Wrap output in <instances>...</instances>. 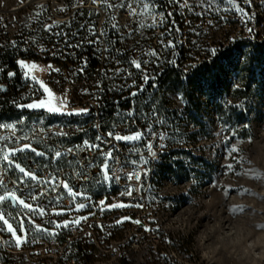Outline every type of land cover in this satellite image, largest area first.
I'll return each instance as SVG.
<instances>
[{"label":"rangeland","instance_id":"374dc122","mask_svg":"<svg viewBox=\"0 0 264 264\" xmlns=\"http://www.w3.org/2000/svg\"><path fill=\"white\" fill-rule=\"evenodd\" d=\"M171 1L174 2L175 10L183 15L186 26L197 29V34L203 31L214 36L207 42H222L227 46L236 39L241 29L247 32L252 29L250 33L255 39H264V0H251L250 4L246 0H233L243 12L237 11L229 0ZM143 2L152 7L151 14L143 12L142 4L137 0H108V4L113 7L94 3L93 0H0V30L3 40L10 38L9 43L14 47L29 48L31 44L37 43L38 24L41 23L50 34H59L56 29L59 23L68 20L74 11L86 8L98 21L96 29L93 26H88V29L97 35V50L101 58H106L110 49L106 36L111 27L120 33L126 30L131 34L133 28L130 23L137 22L139 35L146 39L149 35L147 30L151 28L148 25L153 23L155 17L156 34L161 36L165 33L166 29L159 31L163 16L157 12L156 5L148 0ZM121 4L123 7L119 6ZM132 8L136 9L135 15L132 14ZM196 16L198 19L195 20ZM108 20L112 22L106 26L104 22ZM49 25L51 28L47 27ZM225 33L228 35L225 36ZM183 41L188 44L187 38ZM166 42L173 45L172 40L156 38L153 41L134 40L129 46L134 47L137 43L135 51L139 53L134 60L142 64V52L164 48ZM196 46L199 47L198 52L205 53L207 47L200 43ZM38 47L40 52L49 49L43 43ZM212 47L216 48V45ZM45 57L42 55V60L19 59L29 66L36 65L35 68L20 65L25 76L30 79L35 77L33 80L40 87L42 96L33 103L45 100L59 106L62 98L66 97V107L56 113L79 110L81 106L74 105L75 91V95L83 99L84 108L99 105L98 94L85 87L88 79L86 74L73 77L63 64L44 60ZM235 57L236 60L244 61L238 51ZM201 59L195 56L196 61L191 64L197 65ZM135 69L143 72L142 84L139 90H133L132 93L140 92L149 80L156 78L147 67ZM105 72V68H100L93 81L101 82ZM217 73H222L218 86L226 95L235 89L244 91L240 99H230L237 109L232 119L237 127L232 128L230 124L222 122L211 102L202 98V104L194 106L181 92L171 95L172 103L167 107H170V115H140L141 123L147 125L144 130L148 141L144 144L151 154L158 156V164L167 159H180L185 162L186 168H194L199 173L192 174L187 181L170 172L158 176V186L148 196L154 208L152 225L157 236L146 234L145 239L129 247L121 245L117 251L108 250L103 240L97 239V253L86 254L84 257L87 261L83 256H77V264H259L264 258V63L256 68L255 79L248 74L240 80L237 70L232 68ZM145 75L149 77L147 82L144 81ZM45 86L50 92L45 91ZM154 87L156 89L157 84ZM201 91L199 88L194 90L197 98L202 97ZM37 109L48 111L46 108ZM241 111L244 121L236 116ZM126 115L127 112L122 111L119 123L126 121ZM243 124L250 130L242 129ZM137 132L142 133L141 139L120 142L143 143L145 134L141 131L119 135L130 136ZM174 150H186L188 155L201 161L192 164L185 155L173 156L171 152ZM20 167L29 172L25 165L21 164ZM1 207H4L3 202H0ZM0 213L13 225L17 235H21L18 230L22 234L27 232L24 222L22 230L1 210ZM82 217L75 220L80 219L81 222ZM126 217L131 219H124ZM120 220L126 223L137 219L128 215ZM2 224L0 221V264H55L57 255L51 256V259L48 255L42 257L36 253L32 243L26 249L22 247L23 242L16 248L3 227L7 228V225ZM117 233L120 240L122 236Z\"/></svg>","mask_w":264,"mask_h":264},{"label":"built area","instance_id":"2783aa9c","mask_svg":"<svg viewBox=\"0 0 264 264\" xmlns=\"http://www.w3.org/2000/svg\"><path fill=\"white\" fill-rule=\"evenodd\" d=\"M20 71L21 84L17 96L10 100L16 113L0 119V148L7 151L22 148L24 144L31 145V148L10 155L12 166H9V161L4 160L0 152V180L3 181L0 184V196L14 192L16 197L31 204L33 209L44 211V215H39L37 211L19 206L18 201L17 206H14L10 198L3 202L4 207L0 210L18 228H21V220L26 225V233L22 234L18 230L24 237L22 247L32 243L36 253L42 257L48 255L51 259V256L57 255L55 264H77V258L71 252L76 251L78 245L84 250L97 253V239H101L108 250L117 251L121 245L129 247L145 239L146 234L157 236L152 225L154 208L148 196L158 186L155 172L159 158L151 154L144 144L148 139L142 126L135 120L104 126L97 105L88 107V112L79 115L19 107L32 104L42 96L38 83L27 78L21 67ZM73 93L76 101L74 105L86 109L84 102L75 95L76 92ZM136 128L145 134L143 143L129 144L115 139L116 135ZM109 133L113 135L109 136ZM31 149L44 152L45 155H36ZM57 151L62 154L60 157L55 156ZM109 152L111 157L106 156ZM105 163L109 169L107 175L111 177L108 180L105 179ZM16 164L25 165L36 179L26 177L15 167ZM64 182L82 195L73 199L69 189L63 186ZM127 192L132 195H127ZM80 204L85 207L80 208ZM118 204L128 206L110 207ZM138 204L143 207H136ZM85 215L87 219L78 225L62 226L66 221ZM128 215L142 223H117L120 218ZM35 225H40L48 232L36 230ZM52 232L55 235L49 234ZM117 232L122 236L121 241ZM7 233L18 248L15 237ZM259 264H264V258Z\"/></svg>","mask_w":264,"mask_h":264},{"label":"trees","instance_id":"16d2710c","mask_svg":"<svg viewBox=\"0 0 264 264\" xmlns=\"http://www.w3.org/2000/svg\"><path fill=\"white\" fill-rule=\"evenodd\" d=\"M148 1L154 3L157 12L162 14L163 20L159 31L166 29L165 33L161 36L157 35L156 26L151 27L147 30L149 35L145 39L138 33L137 22L130 23L133 28L131 34L126 30L120 33L118 29L111 27L106 36L110 47L106 58H101L100 52L97 50L95 41L97 35L89 32L88 29V26H93L96 29L98 21H95V16L91 15L86 8L74 11L68 20L59 23L56 27L59 34H50L43 29L41 23L38 24L36 28L37 43L31 44L29 48L14 47L9 43L10 38L3 40L0 30V119L16 113L10 100L17 96L21 84L19 59L42 60V55H46L44 60L63 64L71 76L76 78L83 77V74L88 76L85 87L98 94L99 105L97 107L101 112L104 126L119 123V117L122 111H125L127 112V115L124 116L126 120H135L144 129L147 125L141 123L140 115L141 117H154V115L162 117L166 113L170 115V107L168 109L167 107L172 103L171 95L181 92L194 106L201 105L202 98L211 102L215 113L222 119V122L236 128V122H232V119L234 120V111L237 109L233 103H230V99H240L244 91L235 89L226 95V92L218 86L222 73L219 74L217 71L224 72L228 68H232L237 70L240 80L248 74L255 79L256 68L264 63V39L257 37L255 39L252 33L241 29L236 39L229 42L227 46L222 42H207L214 36L202 33L203 31L197 34V29L192 30L186 26L183 15L174 8V2L171 0ZM194 18L198 19L197 16ZM110 22L112 21L108 20L104 24L107 26ZM227 35L228 33H225V36ZM156 38L157 40H172L173 45L166 42L165 49L159 47L153 52H142V68L146 69L147 67V70L156 78L149 80L142 90L133 96L131 95L133 90L141 88L143 72L136 70L132 64L135 56L139 53L135 51L137 43L134 47L129 44L134 40L153 41ZM184 38H187L188 44L184 43ZM41 43L49 49L45 52L38 51V45ZM197 43L207 47L204 54L198 52ZM213 45H216V48H213ZM187 46L189 47L187 48ZM237 51L244 61L236 60ZM195 56L202 57L201 63L192 65L191 63L196 61ZM120 67H122L121 70ZM100 68H105V76H102L101 82L93 81L95 74H99ZM260 70H262L261 67ZM9 73H15V75L10 76ZM155 84H157L156 89ZM198 88L202 90V97L199 98L194 92ZM80 101L83 102V99ZM119 111L121 112L118 114ZM236 116L240 121H244L242 111ZM153 127L157 128V126ZM242 129L249 131L250 127L243 124ZM133 131L143 132L138 128ZM171 154L177 157L185 155V157H189L192 164L201 161L200 158L188 155L186 150H174ZM185 165L183 160L167 159L157 165L155 177L158 178L162 173L170 172L180 177L179 179L187 181L191 179L192 174L199 173L194 168H186ZM80 246L78 245V249L72 255L74 257L83 256L82 258L86 259L84 256L92 252L84 250Z\"/></svg>","mask_w":264,"mask_h":264},{"label":"snow or ice","instance_id":"6c2138e0","mask_svg":"<svg viewBox=\"0 0 264 264\" xmlns=\"http://www.w3.org/2000/svg\"><path fill=\"white\" fill-rule=\"evenodd\" d=\"M94 3L96 2H99V3H103L105 5H107L108 7H113L114 5H111V4H108V0H93ZM138 3H141L142 4V11L143 12H147L148 14H151V11L153 10L152 7H150V5L148 3H144L143 0H137ZM247 3H251V0H246ZM229 3L233 4V7H236V10L237 11H240V12H243L244 10L237 7L234 3H233V0H229ZM120 7H123V4L119 5ZM132 11V14L135 15L136 14V9L135 8H132L131 9ZM246 14V13H245ZM169 15H171L169 13ZM156 26V18L153 17V23L151 25H148V27H155ZM48 28H51V26H47ZM249 31L251 32L252 29H249ZM94 42V41H93ZM18 63L22 66H24L25 68H28V67H31V68H35L36 65L35 64H32V65H28L26 64L25 61L21 60V61H18ZM132 64L135 66V68L137 69H141L142 68V64L141 62L137 61V60H133L132 61ZM51 67V66H49ZM58 71V70H57ZM81 71H83V69H81ZM10 76L12 75H15V73H9ZM32 79H35V77H32ZM149 79V77L147 75L144 76V81L147 82ZM43 83V82H41ZM45 91H49V89H47V87L45 86ZM138 92H134L132 93L131 95L135 96L137 95ZM19 107H27V108H46L49 112L51 113H56V112H61L63 108L66 107V97L65 98H62L61 100V103L59 104V106H54V105H51L50 102H46L45 100H40L38 103H32V104H28V105H18ZM89 110L88 109H79V110H72L70 112H68L67 114L69 115H73V114H76V115H79V114H83V113H86L88 112ZM113 134L112 133H109V136H112ZM142 137V133H139L137 132L136 134L134 135H130V136H121V135H116L115 136V139L120 141V140H124V141H136V140H139L141 139ZM87 143V142H85ZM89 147H99L98 145H89ZM31 148V145L29 144H24L22 148H14V149H8L7 151H5L4 149L0 148V152L3 153V159L6 160V161H9V156L10 155H14L16 152H22L24 150H27V149H30ZM32 151L36 152V155H39V156H43L45 155L44 152H37L35 149H31ZM62 154L57 151L55 153V156L56 157H60ZM155 155V154H153ZM107 157H111V152L107 153L106 154ZM9 166H12V161H9ZM16 168L19 169L20 172L24 173V175L26 177H31L32 179H36L35 175L31 172H26L24 168L20 167L19 164H16L15 165ZM104 169H105V172H106V175H105V179L108 180L110 179L111 177H109L107 175V172H108V164L105 163L104 164ZM114 175V173H113ZM118 179V177H117ZM3 181L0 180V184H2ZM63 186L65 188H68L69 189V194L72 196V198L74 199L77 195H82V193H77V192H74L70 187L69 185L67 184V182H64L63 183ZM44 193H41V195H43ZM127 195L131 196L132 193L131 192H127L126 193ZM9 197H12L14 198L15 200L18 201V203L20 205H22L24 208L26 209H29L31 211H37V214L39 215H44V211L43 209H33V206L31 204H28V203H25V201L23 199H19L18 197H16V194L14 192H9L7 196H0V202H4L5 200H7ZM37 197H33V199H36ZM101 204H103V201H101ZM127 205H124V204H118V205H111L110 207H126ZM80 208H83L85 207L84 204H80L79 205ZM136 207H143V205H136ZM81 219H84L86 220L87 217H82ZM124 219H131V218H124ZM0 221L3 222V224L7 225V228L6 230L10 233H12V235L15 237V243L16 245L19 247L20 244L23 242L24 240V237H22L21 235H17L16 234V229L13 227V225L11 223H9L8 219H5V216L0 213ZM123 220H120V221H117V223H122ZM135 223L139 224L141 223L139 220H136L134 221ZM80 223V219H77L75 221H66L64 222V224L62 225L63 227H68L70 224H79ZM61 225H58V227H60ZM20 227L21 229L23 230V220H21V223H20ZM35 229L38 230V231H44V232H48L47 229H42L40 227V225H35ZM50 235H55L54 232L52 233H49Z\"/></svg>","mask_w":264,"mask_h":264},{"label":"water","instance_id":"95a60500","mask_svg":"<svg viewBox=\"0 0 264 264\" xmlns=\"http://www.w3.org/2000/svg\"><path fill=\"white\" fill-rule=\"evenodd\" d=\"M11 200H12V202H13V205L14 206H17V200H15L14 198H12V197H9Z\"/></svg>","mask_w":264,"mask_h":264}]
</instances>
